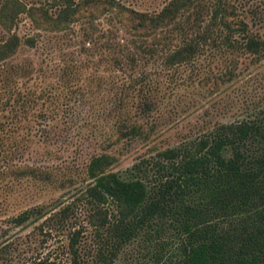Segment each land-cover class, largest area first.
<instances>
[{
  "label": "trees",
  "instance_id": "obj_1",
  "mask_svg": "<svg viewBox=\"0 0 264 264\" xmlns=\"http://www.w3.org/2000/svg\"><path fill=\"white\" fill-rule=\"evenodd\" d=\"M249 2L162 0L153 8H137L126 0H36L30 5L0 1L4 85L25 71L24 66L8 62L21 43L31 47L41 34L66 35L77 26L82 48L96 33L104 35L105 55L122 73L117 90L107 98L105 114L113 118L111 130L100 132L95 123L89 125L90 133L74 141L102 143L101 150L88 156L80 193L84 220L96 240V258L111 262L124 247L138 242L149 264H264V96L252 107L249 102L244 114L202 123L195 136L161 148L151 143L153 129L139 120L161 100L160 76L175 81L173 70L180 66L206 56L219 61L213 93L235 79L241 57L250 56L253 63L264 58V35L254 29L264 21V13ZM22 13L36 35L20 36L15 31ZM60 68L59 84L75 88L78 63ZM4 85L0 171L20 181L54 183L46 165L27 159L39 148L50 152L49 144L56 141L48 128L56 124L48 120L47 106L33 114L42 139L34 138L22 131V122L29 116L30 104L37 106L38 93L17 89L5 97ZM69 114L66 111L65 117ZM121 141H141L149 151L114 169L117 157L108 148ZM53 208L29 205L11 215L10 222L19 225L42 218L40 224L50 228L70 226L61 252L68 253L69 264H82L83 228L72 222L77 215L71 203ZM29 258L20 264H61L56 255L38 253Z\"/></svg>",
  "mask_w": 264,
  "mask_h": 264
},
{
  "label": "rangeland",
  "instance_id": "obj_2",
  "mask_svg": "<svg viewBox=\"0 0 264 264\" xmlns=\"http://www.w3.org/2000/svg\"><path fill=\"white\" fill-rule=\"evenodd\" d=\"M22 1L27 5L36 4V0ZM126 1L137 8H153L162 0ZM249 4L251 8L261 9L264 13V0H251ZM254 29L264 35V21ZM15 31L20 36L36 35V29L24 13L20 14ZM2 33L4 31L0 27V34ZM78 34L77 26L72 33L66 35L41 34L37 45L31 47L21 43L8 62L24 66L25 71L21 76L11 78L7 85L0 81V89L2 85L8 88L5 97L17 89L21 90L20 93L29 90L39 95L37 106L36 102L29 106V116L22 122V131L42 139L40 126L36 124L38 121L33 115L40 107L47 106L46 113L51 117L48 120L56 124L48 127L50 135L54 136L51 138L56 140L47 146L50 152L39 148L27 158L28 161L46 165L54 176V183L20 181L7 172L0 171V264H20L38 253L56 255L61 264H69L68 253L61 252V249L67 243L70 226L50 228L49 225L40 224L42 218L12 225L9 218L29 205L54 206L55 210L67 203H71L72 211L77 215L72 222L75 221V226L82 225L83 228L80 243L83 251L82 264H149L146 252L138 242L124 247L111 262L96 258L94 233L84 220L80 194L86 183L84 166L89 154L101 150L102 143L84 141L74 144V141L90 133L89 125L93 126L95 123L100 132L108 133L111 130L113 118L110 119L105 114L109 106L107 98L117 90L122 73L111 63L109 55H105L103 34L96 33L91 42L84 46L85 52L84 47L78 43ZM238 61L235 79L220 85L213 93L210 91L213 75L219 72L220 66L219 61H214L211 56L201 57L195 63L174 69L175 81L160 76L162 97L158 106L149 115L139 117L146 129H153L150 133L153 136L151 143L160 148L175 144L183 138L195 136L202 123L234 118L244 114L249 102L251 107L259 102L264 96V58L253 63L250 56H244ZM65 63H78L80 72L75 79V88L59 84V67ZM192 69L196 75L190 73ZM253 97L255 99L252 101ZM66 111L71 113L67 117ZM37 118L40 122L44 121L40 116ZM74 123L84 125L77 127ZM108 150L117 157L113 168L119 169L131 163L137 155L148 152L149 146L141 141L131 144L121 141Z\"/></svg>",
  "mask_w": 264,
  "mask_h": 264
}]
</instances>
